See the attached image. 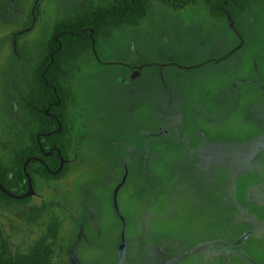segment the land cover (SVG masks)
<instances>
[{
	"label": "rangeland",
	"instance_id": "1",
	"mask_svg": "<svg viewBox=\"0 0 264 264\" xmlns=\"http://www.w3.org/2000/svg\"><path fill=\"white\" fill-rule=\"evenodd\" d=\"M114 2L0 0L4 164L38 135L27 102L53 26ZM230 11L148 0L136 26L113 29L68 61L64 172L34 178L24 204L0 205L14 255L245 264L228 244L247 254L253 231L254 252L264 253V0H238Z\"/></svg>",
	"mask_w": 264,
	"mask_h": 264
},
{
	"label": "trees",
	"instance_id": "2",
	"mask_svg": "<svg viewBox=\"0 0 264 264\" xmlns=\"http://www.w3.org/2000/svg\"><path fill=\"white\" fill-rule=\"evenodd\" d=\"M197 0H165L171 10H179L187 4ZM202 2L212 16L229 13L230 4L238 0H198ZM148 11V0H115L114 4L106 7H96L83 12L79 16L56 23L52 28V35L46 44V57L40 65L38 73V91L36 97L28 102L33 106L32 113L37 123L38 134H46L38 138L31 137L27 152L19 151L10 155L8 163L4 164L0 157V185L7 192L14 195H23L26 192V173L33 187L34 178L59 179L65 166L55 174L58 168L59 157L66 160V135L68 132L65 114L66 91L62 84L67 81L70 64L82 55L90 53L91 42L120 27H134L144 19ZM59 102L56 104V100ZM49 114L48 116L43 112ZM57 124L59 131L56 132ZM0 144V147H8ZM41 149V150H40ZM55 149V150H54ZM50 152L45 156L43 153ZM57 151V152H56ZM30 157L38 158L22 164ZM28 198L14 200L0 191V205L10 203L24 204ZM49 238H55L56 227L50 224L46 229ZM0 264H51L47 261L46 253L32 251L29 255H14L10 250L0 227Z\"/></svg>",
	"mask_w": 264,
	"mask_h": 264
},
{
	"label": "flooded vegetation",
	"instance_id": "3",
	"mask_svg": "<svg viewBox=\"0 0 264 264\" xmlns=\"http://www.w3.org/2000/svg\"><path fill=\"white\" fill-rule=\"evenodd\" d=\"M59 102V100L57 99L56 100V104ZM27 105H28V107H29V110H32V108H33V106L29 103V102H27ZM47 116L49 115L47 112H46V110H44L43 111ZM59 131V125L57 124V129H56V132H58ZM44 135H46V134H38L36 137H35V140H36V143L38 144V138L40 137V136H44ZM41 150V149H40ZM55 150V149H54ZM50 152H52V150H50V151H48V152H45V153H43L45 156H47V155H49L50 154ZM57 152V151H56ZM29 160L28 161H30V160H37V161H40L38 158H35V157H30V158H28ZM27 160V159H26ZM25 160V161H26ZM63 160V159H62ZM24 161V162H25ZM27 161V162H28ZM66 161V160H65ZM64 160H63V163H62V166H63V164H64V162H65ZM41 162V161H40ZM42 163V162H41ZM43 164V163H42ZM26 165V164H25ZM22 166H23V164H22ZM58 166H59V164H58ZM62 166H61V168H62ZM22 170H24L23 168H22ZM61 170V169H60ZM59 170V171H60ZM24 174H26V173H24ZM27 175V174H26ZM28 176V175H27ZM29 177V176H28ZM26 178V177H25ZM30 179V178H29ZM30 184H31V181H30ZM26 187H27V185H26ZM31 187H32V185H31ZM27 190V189H26ZM262 194L264 195V190H263V192H262ZM18 196V195H17ZM27 198V197H26ZM24 199V198H23ZM15 200V199H14ZM20 200V199H19ZM263 231H261V233H262ZM256 231H253L252 232V235H251V237H249V244H250V250L248 251V253L247 254H245V252L243 251V249L241 248V244H240V242H237V243H235V244H233V245H229L228 244V246H230L231 248H232V250H233V255H235L236 257H237V261H239V262H242L243 261V263H245V264H264V253H261V254H259V255H256V253L254 252V248H255V245H254V242H253V239H259L258 237H256ZM263 235H264V233H263ZM260 240H261V242H262V240L264 241V237L261 239L260 238ZM239 241V240H238ZM203 246H205V245H203ZM259 259V262H257V260L256 259ZM261 260V261H260Z\"/></svg>",
	"mask_w": 264,
	"mask_h": 264
},
{
	"label": "water",
	"instance_id": "4",
	"mask_svg": "<svg viewBox=\"0 0 264 264\" xmlns=\"http://www.w3.org/2000/svg\"><path fill=\"white\" fill-rule=\"evenodd\" d=\"M28 160H29V159H27V160L23 163V166H22L23 169H24L25 164L27 163ZM62 163H63V160H62L61 157H59V166H58L57 170L54 171V172H49V173H50V174H55V173L59 172V170L61 169ZM25 177H26L27 190H26V192H25L23 195H19V196H17V195H14V194H12V193H9V192H7L5 189H3V188L1 187V185H0V191H1L5 196H7V197H9V198H11V199H15V200H19V199H23V198L29 197V196L31 195V193H32V187H31V184H30V179H29V177H28L26 174H25Z\"/></svg>",
	"mask_w": 264,
	"mask_h": 264
}]
</instances>
